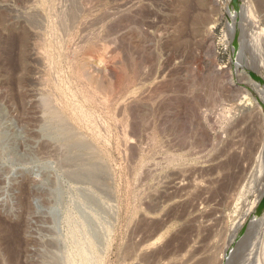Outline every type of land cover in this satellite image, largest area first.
I'll use <instances>...</instances> for the list:
<instances>
[{"label":"rangeland","instance_id":"374dc122","mask_svg":"<svg viewBox=\"0 0 264 264\" xmlns=\"http://www.w3.org/2000/svg\"><path fill=\"white\" fill-rule=\"evenodd\" d=\"M263 197L264 0L0 1V264H264Z\"/></svg>","mask_w":264,"mask_h":264},{"label":"bare ground","instance_id":"6f19581e","mask_svg":"<svg viewBox=\"0 0 264 264\" xmlns=\"http://www.w3.org/2000/svg\"><path fill=\"white\" fill-rule=\"evenodd\" d=\"M1 1V0H0ZM61 1V0H60ZM21 2V1H20ZM18 3V2H17ZM26 5V4H25ZM24 5V6H25ZM23 6V5H22ZM29 7V6H28ZM61 7V6H60ZM57 9V8H56ZM59 10V9H58ZM31 11V10H30ZM55 11V10H54ZM63 12V11H62ZM65 12V11H64ZM34 15V14H33ZM72 15V14H71ZM75 15V14H74ZM77 15V14H76ZM66 16V15H65ZM68 16V15H67ZM61 17V20L63 21L62 23H64L65 21V18H64V16L62 15V16H60ZM36 18L37 17H35V16H30L29 18H28V22H30L31 23V25L33 26L32 28H36L37 26H36V24H37V21H36ZM76 18V17H75ZM46 20H48V19H46ZM70 20V19H69ZM45 21V20H44ZM75 21V20H74ZM47 23V22H46ZM49 24H50V22H49ZM38 25V24H37ZM62 25H64V24H62ZM67 25V24H66ZM61 26V25H60ZM44 27V26H43ZM51 27V26H50ZM64 27V26H63ZM40 28V27H39ZM61 28V27H60ZM37 29V28H36ZM46 29H47V27H46ZM35 30V29H34ZM40 30H41V28H40ZM43 31V30H42ZM29 32H27L26 30H24L22 33L20 32L19 34V36L17 37L18 38V43H19V45L21 46V48H20V52H19V55H18V58H17V60H18V63H20V64H25V61H26V55H25V52H24V47H25V43L27 42V39L29 38L28 36H29V34H28ZM47 33V32H46ZM16 36V35H15ZM15 36L14 37H12V38H15ZM16 39V38H15ZM11 41V40H10ZM12 41H13V39H12ZM14 42V41H13ZM12 42V43H13ZM17 42H15V43H17ZM11 43V42H10ZM17 43V44H18ZM11 45V44H10ZM14 46V45H13ZM19 46V47H20ZM24 46V47H23ZM12 47V46H11ZM11 49V48H10ZM9 49V50H10ZM13 49V48H12ZM17 50V49H16ZM19 50V49H18ZM13 51V50H12ZM15 51V50H14ZM11 52V51H10ZM17 52V51H16ZM15 52V53H16ZM9 53V52H8ZM8 53H6V56H7V54ZM15 55V54H14ZM17 55H15V56H17ZM9 56H11L10 54H9ZM13 56V55H12ZM8 57V56H7ZM10 58V57H9ZM10 60V59H9ZM11 61V60H10ZM28 61V60H27ZM15 62V61H14ZM16 64H17V62H16ZM19 66V65H18ZM23 66V65H22ZM78 69H79V67H78ZM78 72H79V74H80V76L82 77V78H85V79H88V75H87V72H86V70L84 69V66L82 67H80V69L78 70ZM89 74V73H88ZM85 81V80H84ZM45 99H47V100H45L46 101V103H45V105H46V108L45 109H47V114L49 115V117L51 118L50 120L52 121V122H58V124H59V121L57 120L58 119V109H55L56 107H54V106H52L51 105V103H53L52 102V100H51V102L48 100V98H45ZM48 101L50 102V103H48ZM60 123H61V121H60ZM64 122L61 124V127H63L64 126ZM63 125V126H62ZM57 126V125H56ZM67 127V126H66ZM63 128H65V126L63 127ZM54 129V128H53ZM62 129V128H61ZM59 130H60V128H59ZM61 131V130H60ZM62 131H64V132H68L69 131V133H67V138L65 139V142H67V144L69 145H67V148L69 149L68 150V152H72V151H79V149H81V148H83V149H85L86 148V150H89V151H91L92 152V156H90L89 158H88V160L86 161V162H88L87 164H85V165H88V167H89V169H87L86 168V171L84 172V170H82V172L83 173H80L81 172V170H79V171H75L76 173L73 175V180L75 181V183L77 182V184L78 183H83V182H85V183H88V184H92V185H96L97 186V183H98V181H99V175L100 174H102V173H100L101 171H100V168H99V165L100 164H98L99 163V161L97 162V159H98V157H97V154H95V151L90 147V146H88V145H86L83 141H82V139L78 136V134H74V132H71V130L69 129L68 130V128L65 130V129H63ZM55 132V131H54ZM64 132H63V134H64ZM60 135V134H59ZM66 135V134H65ZM58 137V136H57ZM66 137V136H65ZM66 145V144H65ZM65 145H63L64 147H65ZM70 147V148H69ZM66 148V149H67ZM71 150V151H70ZM67 152V151H66ZM67 152V153H68ZM70 156V155H69ZM68 157V156H67ZM74 158V157H73ZM67 159H69L70 160V158L68 157ZM86 160V159H85ZM67 162H68V160H67ZM82 162V161H81ZM80 162V163H81ZM83 164V163H82ZM81 164V165H82ZM76 165H77V167H76ZM75 165V168H78V165H80L79 164V162H78V164H76ZM84 166V165H83ZM80 167V166H79ZM71 168H74V167H71ZM103 171V170H102ZM74 173V172H73ZM232 175V174H231ZM72 178V177H71ZM230 178V177H229ZM232 179V178H231ZM102 182V181H101ZM235 182V181H234ZM74 183V182H73ZM230 183V182H229ZM91 185V186H92ZM98 185H99V183H98ZM104 185V184H103ZM229 185V184H228ZM96 186H93V187H95L96 188ZM101 186V185H100ZM99 186V189L101 188ZM226 186V185H225ZM107 187V186H106ZM77 188V187H76ZM80 188V187H79ZM78 188V189H79ZM83 188V187H82ZM102 188H104L103 186H102ZM94 189V188H93ZM98 189V190H99ZM90 191V190H89ZM100 191H103V190H100ZM104 191H105V189H104ZM98 192V191H97ZM107 193V192H106ZM90 194V193H89ZM91 194H92V192H91ZM91 194L89 195V196H91ZM94 194H95V192H94ZM105 195V194H104ZM103 196V195H102ZM84 197V196H83ZM92 197V196H91ZM107 197V196H106ZM87 198L89 199V197L87 196ZM86 198V199H87ZM94 199V198H93ZM93 199H91L90 201H92ZM109 200V199H108ZM86 201V200H85ZM89 201V200H88ZM95 201V199L92 201V202H94ZM81 202V201H80ZM91 202V203H92ZM96 202V201H95ZM94 202V204H97V203H95ZM100 202V201H99ZM110 202V201H109ZM87 203V202H86ZM101 203H103V202H101ZM77 205V204H76ZM106 205V204H105ZM81 206V205H80ZM94 206V205H93ZM107 206V205H106ZM111 206V205H110ZM100 207V206H99ZM104 207V206H103ZM91 208V207H90ZM109 208V207H108ZM87 209V208H86ZM89 209V208H88ZM99 209V208H98ZM92 210V209H91ZM106 210V209H105ZM78 211V210H77ZM93 211H95V210H93ZM101 211V210H100ZM84 212V211H83ZM98 212V211H97ZM99 213V212H98ZM93 215H94V213H93ZM101 215V214H100ZM95 216V215H94ZM81 218V217H80ZM87 218V217H86ZM105 220V219H104ZM92 220H90V222H91ZM101 221V220H100ZM82 222V221H81ZM93 222V221H92ZM84 223V222H83ZM96 223H97V221H96ZM94 224V223H93ZM96 226H98V225H96ZM82 228V227H81ZM92 229H93V227H92ZM77 231V230H76ZM96 231V230H95ZM81 234V233H80ZM89 234V233H88ZM86 235V234H85ZM89 236V235H88ZM75 237V236H74ZM77 237V236H76ZM79 237V236H78ZM95 237V236H94ZM100 237H102V235L100 236ZM73 238V237H72ZM85 238H86V236H85ZM82 240V239H81ZM80 240V241H81ZM85 240V239H84ZM83 240V241H84ZM86 241V240H85ZM84 241V242H85ZM97 241V240H96ZM99 241V240H98ZM102 241V240H101ZM74 242V241H73ZM76 242V241H75ZM86 242H89V241H86ZM54 243V242H53ZM79 243V242H78ZM77 243V244H78ZM94 243V242H93ZM50 244V243H49ZM79 244H81V243H79ZM75 245V244H74ZM89 245V244H88ZM87 245V246H88ZM94 245H95V243H94ZM53 246V245H52ZM78 246V245H77ZM86 246V245H85ZM55 247V246H54ZM64 247V246H63ZM98 247V246H97ZM96 247V248H97ZM90 248V250H91V247H89ZM89 248H88V250H89ZM94 248V247H93ZM95 248V249H96ZM50 249V248H49ZM48 249V250H49ZM82 249V248H81ZM98 249V248H97ZM101 248H99V250H100ZM51 250V249H50ZM53 250V249H52ZM63 250V249H62ZM80 250V247H78V251ZM83 250V249H82ZM81 250V251H82ZM85 250H87V248L85 249ZM85 250H83V251H85ZM90 250H89V253H90ZM44 251H46V250H44ZM77 251V252H78ZM93 251H95V250H93ZM62 252V251H61ZM76 252V251H75ZM88 252V251H87ZM97 251H95L94 253H96ZM100 252V251H99ZM47 253H48V251H47ZM52 253V252H51ZM50 252L48 253V254H46V255H44L43 254V256H42V258H43V261H45L46 262V264H61V262H62V260H61V262H60V258H58L57 257V255L56 254H54V253H52L51 254ZM57 253V252H56ZM85 253V252H84ZM93 253V254H94ZM98 253V252H97ZM95 254V255H98V254ZM104 253V252H103ZM60 254V253H59ZM79 254H81V255H83V253H79ZM87 254V253H86ZM86 254H84V255H86ZM90 254H92V250H91V253ZM90 254L88 255L89 257H90ZM78 255V254H77ZM77 255H76V257H77ZM83 255V256H84ZM106 255V254H105ZM60 256V255H59ZM70 256V255H69ZM80 256V255H79ZM103 256V255H102ZM61 257V256H60ZM84 257H86V256H84ZM99 257H100V255H99ZM98 257V258H99ZM39 258V257H38ZM62 258V257H61ZM83 258V257H82ZM92 258H95L93 255H92V257L91 258H89V259H91L92 260ZM105 258V257H104ZM63 259V258H62ZM73 260L74 259H76L75 258V256H74V258H72ZM78 259H79V257H78ZM81 259V258H80ZM80 259H79V261H80ZM85 259V258H84ZM100 259V258H99ZM98 259V260H99ZM129 259V258H128ZM41 260V259H40ZM68 260V259H67ZM69 260H71L70 258H69ZM73 260H72V262H73ZM95 260H97V258L95 259ZM74 261H76V260H74ZM78 261V260H77ZM77 261H76V263H77ZM81 261H83V260H81ZM80 261V262H81ZM85 261V260H84ZM86 261H88L87 263H90L89 262V260H86ZM124 261H125V259H124ZM44 262V263H45ZM67 262V261H66ZM80 262H79V264H80ZM93 262V261H92ZM63 263V262H62ZM86 262H84L83 264H85ZM96 263V262H95ZM99 263V262H98ZM69 264V263H68ZM70 264H72L71 262H70ZM75 264V263H74Z\"/></svg>","mask_w":264,"mask_h":264},{"label":"water","instance_id":"95a60500","mask_svg":"<svg viewBox=\"0 0 264 264\" xmlns=\"http://www.w3.org/2000/svg\"><path fill=\"white\" fill-rule=\"evenodd\" d=\"M264 208V197L261 199L259 207L256 209L255 212V217H252L248 227H251L252 225H256L257 223H259V228L261 227V222L259 219H261V213H262V209Z\"/></svg>","mask_w":264,"mask_h":264}]
</instances>
